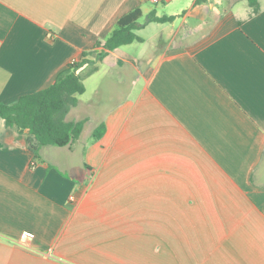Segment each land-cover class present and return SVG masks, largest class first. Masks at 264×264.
<instances>
[{
  "label": "crops",
  "instance_id": "0c3cea01",
  "mask_svg": "<svg viewBox=\"0 0 264 264\" xmlns=\"http://www.w3.org/2000/svg\"><path fill=\"white\" fill-rule=\"evenodd\" d=\"M257 3L0 0L4 104L50 86L134 9L144 25L142 42L84 79L88 101L66 116L85 120L71 145L36 158L28 134L0 119V264H264Z\"/></svg>",
  "mask_w": 264,
  "mask_h": 264
},
{
  "label": "trees",
  "instance_id": "16d2710c",
  "mask_svg": "<svg viewBox=\"0 0 264 264\" xmlns=\"http://www.w3.org/2000/svg\"><path fill=\"white\" fill-rule=\"evenodd\" d=\"M253 13L258 11L257 0H247ZM139 8L122 16L104 43H96V49L82 52L78 60L69 63L55 81L45 89L24 95L11 104L0 102V119L6 127L28 134L29 151L38 157L43 147H67L77 141L84 129L85 120L66 121V116L78 104V97L85 92L84 79L94 74L99 63L109 53L133 42H142L136 31L144 25ZM149 22L171 23L173 17L148 15ZM85 70L80 73L79 71ZM104 126L99 125L92 133L93 141L99 140Z\"/></svg>",
  "mask_w": 264,
  "mask_h": 264
},
{
  "label": "rangeland",
  "instance_id": "374dc122",
  "mask_svg": "<svg viewBox=\"0 0 264 264\" xmlns=\"http://www.w3.org/2000/svg\"><path fill=\"white\" fill-rule=\"evenodd\" d=\"M261 1L263 2L264 0H261ZM242 2H243V4H247V0H242ZM78 98L83 103H85V101H88L87 100L88 97L86 95H83V96L81 95ZM107 103L110 104V100ZM78 112H79L80 115H83V113H85V106L81 105V107L79 108V111ZM87 131H88V129H87ZM83 136H84V138H88V133L86 131H84Z\"/></svg>",
  "mask_w": 264,
  "mask_h": 264
},
{
  "label": "built area",
  "instance_id": "2783aa9c",
  "mask_svg": "<svg viewBox=\"0 0 264 264\" xmlns=\"http://www.w3.org/2000/svg\"><path fill=\"white\" fill-rule=\"evenodd\" d=\"M159 0H152V2H158ZM73 62V61H72ZM33 238V234L30 232H23L20 236L21 240H31Z\"/></svg>",
  "mask_w": 264,
  "mask_h": 264
}]
</instances>
